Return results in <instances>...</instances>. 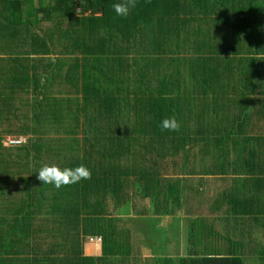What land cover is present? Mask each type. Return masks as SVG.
I'll list each match as a JSON object with an SVG mask.
<instances>
[{
	"label": "trees",
	"instance_id": "trees-1",
	"mask_svg": "<svg viewBox=\"0 0 264 264\" xmlns=\"http://www.w3.org/2000/svg\"><path fill=\"white\" fill-rule=\"evenodd\" d=\"M119 2L0 0V196L8 194L7 177L22 176L26 187L1 206L0 264L126 263L135 248L130 233L117 234L101 217L100 199L127 214L139 183L144 198L158 201L170 159L173 176L186 178L189 199L218 167L255 161L243 146L234 152L228 145L232 133L252 132L264 119V0H137L127 17L116 15ZM178 51L161 66L160 52ZM124 53L134 57L129 67ZM103 76L114 79L118 97L101 87ZM61 83L75 96L55 97ZM172 116L179 131L162 130ZM52 129H64L67 143L46 139ZM6 135L23 140L5 148ZM179 154L184 162L177 165ZM81 164L91 179L57 189L37 178L45 165ZM180 192L173 188L154 213L181 207ZM188 228L194 242L197 223ZM97 235L98 252L86 254L83 238ZM236 250L151 261L245 264Z\"/></svg>",
	"mask_w": 264,
	"mask_h": 264
},
{
	"label": "crops",
	"instance_id": "crops-1",
	"mask_svg": "<svg viewBox=\"0 0 264 264\" xmlns=\"http://www.w3.org/2000/svg\"><path fill=\"white\" fill-rule=\"evenodd\" d=\"M256 130H261L263 133L256 134ZM54 132L57 131L52 129L51 134ZM241 137L244 147L243 156L250 159L253 155L255 161L251 165L236 161L237 164H230L223 170L218 167L215 169L217 173L202 177L196 192L193 191L196 196L190 199L185 198L188 189L185 176L180 173L173 176L171 167L164 171V176L161 177L164 187L159 194L161 199L165 200L175 187L181 190L178 202L181 207L172 206L170 213L164 216L173 224H180L179 230L170 232L171 242L168 245L158 243L156 249L161 251L163 247L164 250L155 257H173L175 253L177 256L184 255L188 245L184 242V237L186 240L189 237L190 222L197 223L198 228L196 240L190 241L192 247L196 245L198 249L192 252L226 254L231 253L230 251L235 253L237 247L238 253L243 257L264 254V119L256 122L252 132L243 129ZM13 139L16 138L9 140ZM221 171L223 173H220ZM192 186L195 184L193 183ZM189 207L191 212L187 211ZM150 212L147 208V212L140 211V214L149 215L150 218L155 217L156 214ZM200 237H203V243L199 242ZM131 254L142 256L140 249L136 247L134 251L132 249ZM142 258L148 257L142 256ZM256 258L264 263V257L256 256Z\"/></svg>",
	"mask_w": 264,
	"mask_h": 264
},
{
	"label": "rangeland",
	"instance_id": "rangeland-1",
	"mask_svg": "<svg viewBox=\"0 0 264 264\" xmlns=\"http://www.w3.org/2000/svg\"><path fill=\"white\" fill-rule=\"evenodd\" d=\"M169 50H171V49L169 48ZM178 52L179 53L175 52L174 54H172L171 52H164V53L160 52V55H161L160 58L162 61L160 63L161 66L169 63V60L172 58V56H176V55L180 54V51H178ZM124 54H126V53H124ZM124 54H119V56L123 55V57L124 56L127 58L129 57L127 59V67H129L130 62H132L134 57H132V54H126V55H124ZM58 55L63 58V54L59 53ZM91 70L92 69L90 68V71ZM129 77L133 78L130 75H129ZM101 80H103L102 83L107 82L101 87L103 89H108V86H109L111 88L109 91H115V93H114L115 97H118L119 93H118V89L116 88V86H113V85L110 86L111 84H113L114 79L105 78L103 76V78ZM63 88L65 90H63V91L59 90V89H63ZM54 90H55L54 91L55 97L64 98V97L75 96L72 91H70V90L68 91V87L65 86L64 83H61V85L59 84L58 86H55ZM206 100H208L207 97H206L205 101ZM229 123H231V122H229ZM204 125H206V124H204ZM206 126H204V127H206ZM63 132H64V129H61L58 132H54L53 134H50V133L45 134L47 136L46 139L47 138H52V139L53 138L54 139L64 138L65 141L63 142V144L67 143L66 139H68L70 137L69 136H60V135H63ZM262 133H263V131L256 130V134H262ZM10 138L12 139V137H9L8 135L5 136L4 141H3V145L5 146V148L12 146V145H10L11 143H9V141H8ZM224 138H225V140H227L228 136H224ZM76 139L77 140L80 139L79 144H77L78 151L80 154L81 153L80 150H82V146H83V143L81 141V139H82L81 132H79L77 134ZM22 140H23V138H22ZM230 140H231V142L229 143L228 147H229V149L233 150L234 152L238 149L239 146H241V147L243 146L242 145V142H243L242 137L238 133H236V134L232 133ZM55 143H52V145H54ZM49 144L51 145V143H49ZM58 145H62V143H58ZM231 153H233V152H231ZM172 159L177 165L184 162L183 156H181L180 154L177 156H174ZM170 163H172L171 159L169 160V167L172 168L173 166ZM60 164L61 163H59V165ZM13 173H15V172H13ZM7 179H8L7 183L4 184L5 191L8 192L9 197L13 195L12 199H19L20 191L25 192V190H26L22 176H12L11 178L7 177ZM165 179H167V177H165ZM161 181H162V179H161ZM160 184H161V187L159 188V194L162 193L161 191H162V188L164 187L163 182H161ZM22 185L24 187L23 189H22ZM139 187H140V185H139V183H137L133 187V189H131V193L129 194L130 195L129 197H131V202L129 204L130 208H129V211L127 214L121 213V209H118V204H116V202H110L109 200H102V199H100V202H99L100 204H103L104 208L106 209L104 211L102 209L101 217L102 216L105 217L106 219H108L110 221V223L114 224L117 234L119 231H121V229H125V228L128 229V233H130V236L128 237V239L130 241V244H132V247L134 246V247L140 249L142 256L148 257V258H142L141 255L130 254L129 258H128V262H126V263L121 261L118 257H116L117 262H119V264H153L151 259L153 257L158 256L161 253H163L162 250H164L163 247H162L161 251H158L156 249L158 243L161 242L162 245H163V243L168 245V243L171 242L170 232L179 230L178 228H179L180 223H178L177 225L173 224V222H171L170 220H166L165 216L163 214H160V215L156 214L155 217H152V218L148 217L149 215L144 216V215L140 214V211L143 213L147 212V208H149V211H151L153 213L155 208H156V202H159L162 200V203H163V199H161V195H158V197L160 198L158 201H155L156 199H153L150 201L148 198L143 197V195L141 194V191L139 190ZM8 194H6L3 197L0 196V209L2 208L1 207L2 205L3 206L5 205V201H6L5 197ZM153 195H155V194H153ZM193 196H196V194H192V197ZM91 201H92V198H91L90 202ZM160 206L162 208L161 203H160ZM83 211H85V209ZM80 230H81V227H80V225H78L77 232L79 234H80ZM170 230H172V231H170ZM177 240H178V238H177ZM83 241L90 243V245L85 247L84 252L86 254L96 255V253L99 250V247L96 246L94 241L89 240V236L84 237ZM184 242L188 243V245L185 249L186 252L198 249V246H196V245L194 247H192L191 242L190 241L188 242V239L186 240V237H184ZM262 251H263V249H262ZM172 256H177V255L175 253V255H172ZM256 256L264 257V254L261 253V254H258ZM256 256L253 254L252 255H246V257H243V259H244L243 261L245 264H264L263 262H259L258 261L259 257L257 259Z\"/></svg>",
	"mask_w": 264,
	"mask_h": 264
},
{
	"label": "clouds",
	"instance_id": "clouds-1",
	"mask_svg": "<svg viewBox=\"0 0 264 264\" xmlns=\"http://www.w3.org/2000/svg\"><path fill=\"white\" fill-rule=\"evenodd\" d=\"M136 6L137 0H121V2L112 5L116 15L120 17H127ZM161 129L176 132L180 129V123L175 116L165 118L161 122ZM91 175V170L83 164L75 168L64 169L56 165H45L40 169L37 178L43 184H52L59 189L63 186L77 184L82 180L91 179Z\"/></svg>",
	"mask_w": 264,
	"mask_h": 264
},
{
	"label": "built area",
	"instance_id": "built-area-1",
	"mask_svg": "<svg viewBox=\"0 0 264 264\" xmlns=\"http://www.w3.org/2000/svg\"><path fill=\"white\" fill-rule=\"evenodd\" d=\"M20 142V140L18 139V140H9V143H19ZM89 240H92V241H94V243L96 244V246L97 247H99V245H100V242H101V238L100 237H98V236H94V237H89Z\"/></svg>",
	"mask_w": 264,
	"mask_h": 264
}]
</instances>
